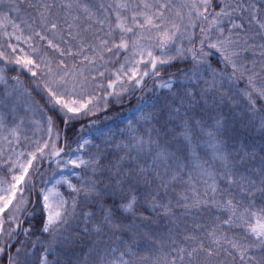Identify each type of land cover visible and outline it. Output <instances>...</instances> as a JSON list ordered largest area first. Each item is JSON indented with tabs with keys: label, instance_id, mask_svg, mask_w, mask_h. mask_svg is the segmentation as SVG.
I'll return each instance as SVG.
<instances>
[{
	"label": "snow or ice",
	"instance_id": "1",
	"mask_svg": "<svg viewBox=\"0 0 264 264\" xmlns=\"http://www.w3.org/2000/svg\"><path fill=\"white\" fill-rule=\"evenodd\" d=\"M0 264H264V0H0Z\"/></svg>",
	"mask_w": 264,
	"mask_h": 264
}]
</instances>
